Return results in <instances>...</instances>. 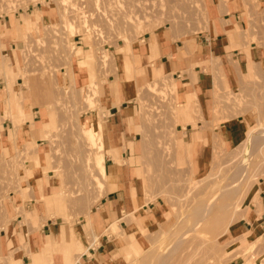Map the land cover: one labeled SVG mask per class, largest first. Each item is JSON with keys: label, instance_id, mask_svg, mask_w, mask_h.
Instances as JSON below:
<instances>
[{"label": "rangeland", "instance_id": "rangeland-1", "mask_svg": "<svg viewBox=\"0 0 264 264\" xmlns=\"http://www.w3.org/2000/svg\"><path fill=\"white\" fill-rule=\"evenodd\" d=\"M234 1L242 25L234 24L231 47L264 50V0ZM208 25L205 0H0V134L8 136H0V239L8 249L17 244L27 255L30 235L58 226L84 231H75L86 241L69 247L72 261L101 241L95 212L106 180L99 162L115 165L104 152L101 124L111 119V106L126 100L128 116L111 132L130 162L132 184L140 180L143 193L132 198L161 204L167 216L143 230L133 226L131 237L137 233L144 247L128 244L118 264H264V220L258 212L252 221L249 207L264 177L263 90L249 93L245 76L244 86L232 89L216 71L213 119L202 122L208 154L199 143L194 157L186 138L202 128L184 119L189 101L178 103L173 75L159 72V56L143 68L132 54L169 38L192 57ZM233 122L242 133L236 143L223 128ZM85 124L96 140L84 133ZM122 128L128 137L121 138ZM52 183L60 189L51 196ZM247 223L252 235L235 233Z\"/></svg>", "mask_w": 264, "mask_h": 264}, {"label": "crops", "instance_id": "crops-1", "mask_svg": "<svg viewBox=\"0 0 264 264\" xmlns=\"http://www.w3.org/2000/svg\"><path fill=\"white\" fill-rule=\"evenodd\" d=\"M205 1L207 17L209 19L208 31H206L196 43L195 52L192 57H185L184 52L181 50L183 47L179 48V46L169 38L159 39L157 42H146L135 48L134 51L133 47L130 49V51H133L132 54L134 59L139 62L143 68L147 67L152 54L153 56H159L158 59L161 61L160 63L158 62L160 65H157V67H159V72H161V70L165 72L168 71L173 75L176 100L181 105L187 100L189 101L187 114L184 119L187 121H196L198 128L203 127L202 122L206 123L213 119V114L210 112H212L214 101V83L216 80L214 75L216 71L220 72V75L223 76L228 87L232 89L237 91L241 89L244 86L243 78L245 76L248 78L246 88L249 93L251 91L255 92L256 89H262L264 92V66L262 65V63H264V50L251 47L250 50L244 51L240 48H232L230 44V42L232 43V41H234L236 35L232 30L234 24L242 25L237 3H235L234 0ZM147 44H150L152 48H156L158 52L154 50L151 51L149 47H145ZM142 49L145 51H142ZM178 49H180V51ZM150 70L148 71L147 69V72L150 73ZM251 75H253V77L257 76L260 81L262 80L261 85L259 82H254V79L251 82ZM122 96L123 98L125 97L123 94ZM110 97L112 96L110 95ZM125 103L126 100H123L120 106H111V119L101 124L102 129L104 131L107 130L106 141L107 144H109L108 149L104 152L115 162V165L114 163H112L113 165L105 163L106 191L105 195L98 200L100 201V206L95 212L100 219L99 226H97L96 229H98L97 238H101V241L96 247L89 246L81 257L72 261L70 259L69 247L70 249H74L77 244V248H79L78 243L83 247L86 241L85 235L82 234L84 231L81 228H76L71 232L66 226H58L47 235L34 233L28 238L27 255H24V250L20 249L17 244L15 247L8 249L4 239L1 238L0 254L4 260L3 264H118V262L125 257L128 244L136 251L138 248L144 247L137 233L134 238L131 237L134 235L132 227L136 226L139 230H143L156 222L161 223L167 216V213L161 204H146L144 201L139 202L137 199L139 197L132 198L134 195L143 193L138 184L140 180L135 177V182L132 184V180L129 179L132 168L130 167V162L125 164L121 156L122 150L119 146H116L115 143V138L119 137V135L111 132L113 126L119 125L120 122L122 125L124 117L128 116L123 107ZM190 104L197 107L198 114L196 113L194 115L188 111L190 109ZM193 109L192 107V110ZM122 116L123 118L121 120L120 118ZM209 117L211 118L207 119ZM30 126L28 132H30L32 136L37 128L33 127L32 124ZM186 128L190 132L191 124H186ZM223 128H226V136L228 140L230 139L231 143L239 141L242 136L239 125L233 122L223 126ZM124 130L125 128H122L121 138L127 136ZM232 130L233 136L231 138L229 131ZM4 135L6 138L8 137L7 134L3 132L0 134L1 138ZM186 139L187 142L185 143V147L186 149L187 147L191 148L189 150L194 157H196V154L198 155L199 151L196 148L195 152H193L192 148L199 143L203 144H201L203 146V157L208 154L206 147L210 143V136L206 133L205 129L202 128L200 131L189 133ZM128 144H131V142ZM129 148L132 153V147L129 146ZM42 156L45 158L43 154H40V157ZM114 186L125 191L124 198L120 199L117 197L119 190ZM59 189L60 186L52 183V189L50 190L51 196L59 192ZM129 191L131 192L130 204L132 209L129 208ZM250 196L249 207L253 217L252 221L258 212H260L261 218L264 220V177L259 178L258 182L254 184V189L250 193ZM135 209H142L143 212L136 211ZM43 213L44 212L41 214ZM125 219L126 221H123ZM86 224L87 220L85 225ZM262 228L261 226L255 234L259 233ZM77 229L82 233L75 232ZM9 232L10 231H8L7 234ZM241 232L244 234L249 232L252 235L251 224L247 223L245 227L238 228L235 233L240 234ZM45 247H48V249ZM55 250L58 251L55 252ZM10 253H13V255L10 256Z\"/></svg>", "mask_w": 264, "mask_h": 264}, {"label": "bare ground", "instance_id": "bare-ground-1", "mask_svg": "<svg viewBox=\"0 0 264 264\" xmlns=\"http://www.w3.org/2000/svg\"><path fill=\"white\" fill-rule=\"evenodd\" d=\"M83 131H84V133H87L89 136H90V140L91 141H94V140H96L95 138V134H94V132H95V130H94V128L91 126V125H88V124H85L84 125V128H83ZM83 133V134H84ZM102 133V132H101ZM86 135V134H85ZM84 135V136H85ZM86 138V137H85ZM100 139V138H99ZM98 139V140H99ZM88 140V139H87ZM88 143V142H87ZM93 144H94V142H93ZM93 144H90V145H93ZM87 145V144H86ZM89 145V144H88ZM95 145V144H94ZM101 165H102V173H103V175L105 176V160H104V158L103 159H101L100 160V162H99Z\"/></svg>", "mask_w": 264, "mask_h": 264}]
</instances>
